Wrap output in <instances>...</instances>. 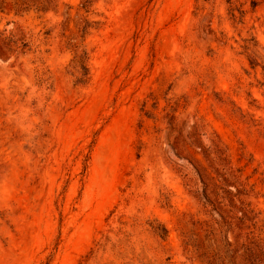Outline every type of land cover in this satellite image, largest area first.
<instances>
[{
  "label": "rangeland",
  "instance_id": "obj_1",
  "mask_svg": "<svg viewBox=\"0 0 264 264\" xmlns=\"http://www.w3.org/2000/svg\"><path fill=\"white\" fill-rule=\"evenodd\" d=\"M0 264H264V0H0Z\"/></svg>",
  "mask_w": 264,
  "mask_h": 264
}]
</instances>
